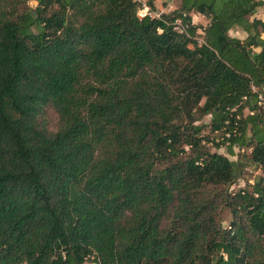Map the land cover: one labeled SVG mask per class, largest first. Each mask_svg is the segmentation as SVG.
<instances>
[{
	"label": "trees",
	"instance_id": "trees-1",
	"mask_svg": "<svg viewBox=\"0 0 264 264\" xmlns=\"http://www.w3.org/2000/svg\"><path fill=\"white\" fill-rule=\"evenodd\" d=\"M27 1L0 0V264H264V0Z\"/></svg>",
	"mask_w": 264,
	"mask_h": 264
},
{
	"label": "rangeland",
	"instance_id": "rangeland-1",
	"mask_svg": "<svg viewBox=\"0 0 264 264\" xmlns=\"http://www.w3.org/2000/svg\"><path fill=\"white\" fill-rule=\"evenodd\" d=\"M140 1L143 3L146 2V0H140ZM152 2L154 5V10H157V11L163 10L162 8H164V11H166L170 7H173V6L178 4V0H152ZM27 4L29 5V7H34L36 5V1L35 0H28ZM196 15H198V14H196ZM254 16L255 17H263L264 16V4L255 10ZM191 18H192V16H191ZM192 19L196 22L204 20L203 17H201L199 15L196 17L193 16ZM45 112H46V117H47L49 127H53L54 123H55V114L50 109H46ZM247 112H248L247 110H243V114H246ZM208 120H209L208 115H205L201 118V122H203V123H207ZM205 132H207L206 128H205ZM210 137H212V142L208 144L210 146V150L221 153V154L227 156L228 159H230V160L237 159L242 154H246L248 151V149H232L234 155H228L226 152L225 145L220 143L219 134L213 133L210 135ZM215 143L218 144L217 147L215 146ZM258 175H260V169L257 166L252 165L249 162L245 161V163L243 164V168L241 170V177L238 178L230 186V190L235 191L237 189L245 187L246 185H250ZM220 219L222 221V225L225 226L227 224L228 219H229V214L225 209H223L220 212ZM83 264H93V263L87 261Z\"/></svg>",
	"mask_w": 264,
	"mask_h": 264
},
{
	"label": "built area",
	"instance_id": "built-area-1",
	"mask_svg": "<svg viewBox=\"0 0 264 264\" xmlns=\"http://www.w3.org/2000/svg\"><path fill=\"white\" fill-rule=\"evenodd\" d=\"M137 1H140V0H137ZM140 3H141V7L136 12L138 16L147 15L149 17L159 18V15L161 14V12L150 10L149 7L145 4V2L143 3L140 1ZM171 25H172V30L174 32L179 33V34L184 33L185 27L182 25L180 18H175L171 22ZM201 43H202V39L200 37L196 38V44L200 45ZM249 89L255 95L256 105H258L262 109V114H263L262 119L264 122V81L259 88L255 87L253 84H250ZM236 130H237V126L234 123L233 128L231 130L232 134L236 133ZM225 137H228V133L225 134Z\"/></svg>",
	"mask_w": 264,
	"mask_h": 264
},
{
	"label": "crops",
	"instance_id": "crops-1",
	"mask_svg": "<svg viewBox=\"0 0 264 264\" xmlns=\"http://www.w3.org/2000/svg\"><path fill=\"white\" fill-rule=\"evenodd\" d=\"M176 6V5H175ZM175 6H173V7H170L169 9H167L166 11H169V10H172L173 8H175ZM163 10H158L159 12H161V13H163V12H166V11H164V8H162ZM154 11H157V10H154ZM197 13H192L191 14V16H192V18H193V16L194 17H196V16H201V17H203L202 15H200V14H198V15H196ZM255 14V13H254ZM254 14H253V17H255L254 16ZM196 15V16H195ZM198 18V17H197ZM255 18H263V17H255ZM204 19V18H203ZM192 21H194L193 19H192ZM194 22H196V21H194ZM200 22V24H202V25H204L205 24V19L204 20H201V21H198V22H196V23H199ZM229 35H231V36H235V37H237V38H239V39H242V38H244V36H245V33L242 31V30H240V29H233V30H229ZM263 37H264V35H263Z\"/></svg>",
	"mask_w": 264,
	"mask_h": 264
}]
</instances>
